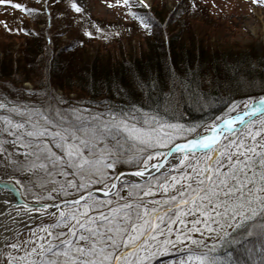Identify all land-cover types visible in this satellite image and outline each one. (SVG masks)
Returning a JSON list of instances; mask_svg holds the SVG:
<instances>
[{
    "label": "snow or ice",
    "instance_id": "obj_1",
    "mask_svg": "<svg viewBox=\"0 0 264 264\" xmlns=\"http://www.w3.org/2000/svg\"><path fill=\"white\" fill-rule=\"evenodd\" d=\"M115 2L155 35L150 0ZM36 3L0 0L33 25L0 21L4 30L51 41L54 22L87 23L78 0ZM198 9L197 0H179L167 21ZM77 41L84 43L70 37L64 47ZM141 80L147 83V73ZM5 89L0 184L23 189L34 203L13 208L0 197V264H264V95L243 111L242 101L232 100L210 127L194 125V135L177 143L183 126L142 117L135 104L109 102L94 111L56 89ZM41 217L48 222L37 225Z\"/></svg>",
    "mask_w": 264,
    "mask_h": 264
},
{
    "label": "trees",
    "instance_id": "obj_2",
    "mask_svg": "<svg viewBox=\"0 0 264 264\" xmlns=\"http://www.w3.org/2000/svg\"><path fill=\"white\" fill-rule=\"evenodd\" d=\"M152 10L149 15L153 22L157 24L159 21L160 27L165 25L171 11L156 14ZM183 23L181 20L180 24ZM174 31L165 32L164 38L163 32L159 31L156 36L153 31L154 39L146 45L150 51L142 57L122 62L110 60L106 65L97 66V54L94 53L79 68L75 61L83 47L76 45L74 49L50 50L48 63L43 51L51 45L48 38L23 33L29 41L25 47L13 50L0 45V94L6 91L5 85L15 93L29 82L38 92L45 91V88L61 91L69 103L71 99L67 96L74 94L96 107L109 102L125 108L135 104L142 110V117L148 115L185 128L205 123L210 125L209 121L222 116L228 104L236 98L250 93L254 99L264 95V54L254 57L248 50L228 55L211 52L203 56L196 46L194 49L192 44L184 45L178 39L173 40L178 37V34L172 35ZM165 38L167 42H164ZM35 40L39 44L33 43ZM156 40L159 45L155 48L151 44ZM69 64L72 70L67 67ZM130 67L133 70L131 75ZM141 73H147V83L141 80ZM253 85H260L261 89L249 93ZM117 89H120L119 93ZM97 109L92 110H100Z\"/></svg>",
    "mask_w": 264,
    "mask_h": 264
},
{
    "label": "rangeland",
    "instance_id": "obj_3",
    "mask_svg": "<svg viewBox=\"0 0 264 264\" xmlns=\"http://www.w3.org/2000/svg\"><path fill=\"white\" fill-rule=\"evenodd\" d=\"M13 2H18L29 7H39L36 0H13ZM78 2L84 7L87 23L79 27L75 25L67 27L58 21L54 22L57 34L55 31L52 32L50 34L52 37L50 47L47 48L46 46L43 48L46 58H50V50L56 52L61 47H64L69 42L70 37H78L79 40L84 41L81 46L83 48L80 56L75 55L78 59L75 61L78 68L94 53L97 54V66H100L101 63L106 65L110 60L122 62L124 59L142 57L150 51L146 45L148 41L151 43L154 37L142 31L139 21L129 16L127 10L122 5L116 4L115 0H78ZM150 2L156 14H161L162 11L166 13L171 11L179 0H150ZM197 3L199 4V9L195 15L186 16L181 13L179 23L175 18L171 22L166 21L165 25L161 24V27L159 26V21L157 24L154 22L156 27L152 31H155L156 36L159 31L163 32L162 38H164L165 32L169 33L171 29L176 30L172 35L178 34V37L175 36L173 40L178 39L184 45L191 46L192 44L193 48H198L197 50L201 51L203 56L211 52H216V55L220 53L228 55V53H243L248 50L253 52L250 53L254 57L264 54V51H262L264 50V5L259 3L253 4L252 0H197ZM5 20L8 22L9 27H18L21 20H23L26 27L30 29L33 27L29 16L22 10L15 9L11 4L0 5V21ZM181 20L184 21L182 25L180 24ZM65 27H67V32L64 30ZM97 28H99V31H97ZM85 30L92 32V35H83ZM116 33H120V35L117 36ZM47 36L48 34H45V37ZM26 41L28 40L25 39L23 33H8L4 30L3 25L0 24V45L16 50L22 46L25 47V44L29 43V41L27 43ZM37 41L35 40L33 43L39 44ZM151 45L156 48L159 45L158 40ZM77 46H80L78 41ZM151 54L148 53V55ZM67 67L69 70H72L70 64ZM29 84L33 88L29 82H25L22 86L28 87ZM251 88L248 91L249 93L261 89V86L253 85ZM57 91L61 94V91ZM67 97L71 99L70 104L72 105L83 101V99L76 98L74 94H69ZM241 97L234 99L242 101L239 105L240 111L244 109L245 104L251 103L255 98V96H252V93ZM88 104H90L92 109L98 110V107L94 106V103ZM227 110L228 106L225 108L223 114ZM235 110L236 106L233 105V112ZM258 120L259 117H257ZM159 122L165 125L172 124ZM152 126L155 127V123ZM209 126L207 123L202 125L203 128ZM183 128L185 129L184 135L177 136L175 141L190 137L189 134L193 133L188 131L189 128ZM201 130L202 128H199L197 131ZM165 131L170 132L167 128H165ZM21 190L23 191V193L21 192L22 198L28 203H34V201L29 199V194L24 192L23 189ZM29 215H32V213L29 212ZM36 215L38 216L39 214ZM47 222L48 218L43 217L35 221L37 225ZM28 226L31 227V225Z\"/></svg>",
    "mask_w": 264,
    "mask_h": 264
},
{
    "label": "water",
    "instance_id": "obj_4",
    "mask_svg": "<svg viewBox=\"0 0 264 264\" xmlns=\"http://www.w3.org/2000/svg\"><path fill=\"white\" fill-rule=\"evenodd\" d=\"M0 189H4L10 192V196L13 199L14 205L17 207L23 208L24 203H26L20 196L19 192H13L10 189L4 187L3 184H0Z\"/></svg>",
    "mask_w": 264,
    "mask_h": 264
},
{
    "label": "bare ground",
    "instance_id": "obj_5",
    "mask_svg": "<svg viewBox=\"0 0 264 264\" xmlns=\"http://www.w3.org/2000/svg\"><path fill=\"white\" fill-rule=\"evenodd\" d=\"M0 197H7L11 200L13 208H18L17 206L14 205L13 199L10 196V192L7 190H0Z\"/></svg>",
    "mask_w": 264,
    "mask_h": 264
}]
</instances>
